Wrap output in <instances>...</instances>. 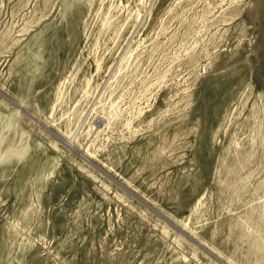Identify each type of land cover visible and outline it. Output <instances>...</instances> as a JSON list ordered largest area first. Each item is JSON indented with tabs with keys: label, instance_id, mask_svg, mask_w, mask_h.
<instances>
[{
	"label": "rangeland",
	"instance_id": "obj_1",
	"mask_svg": "<svg viewBox=\"0 0 264 264\" xmlns=\"http://www.w3.org/2000/svg\"><path fill=\"white\" fill-rule=\"evenodd\" d=\"M0 264H264V0H0Z\"/></svg>",
	"mask_w": 264,
	"mask_h": 264
},
{
	"label": "bare ground",
	"instance_id": "obj_2",
	"mask_svg": "<svg viewBox=\"0 0 264 264\" xmlns=\"http://www.w3.org/2000/svg\"><path fill=\"white\" fill-rule=\"evenodd\" d=\"M29 13V12H28ZM34 15V14H33ZM118 102V101H117ZM12 120V119H11ZM8 121V120H7ZM5 124V123H4ZM1 125H2V123H1ZM5 126V125H4ZM3 126V127H4ZM6 127V126H5ZM2 132V131H1ZM21 136V135H20ZM4 138V137H3ZM22 139V138H21ZM20 141H22V140H20ZM17 147V146H16ZM16 150H18V148L16 149ZM21 150V149H20ZM14 151V150H13ZM81 156L82 157H85V158H90V156H91V152L89 151V149L88 148H85L84 150H83V152H81ZM261 215V214H260Z\"/></svg>",
	"mask_w": 264,
	"mask_h": 264
}]
</instances>
